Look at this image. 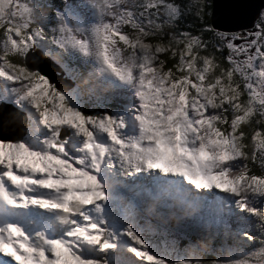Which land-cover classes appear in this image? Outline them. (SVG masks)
<instances>
[{"label": "snow or ice", "instance_id": "obj_1", "mask_svg": "<svg viewBox=\"0 0 264 264\" xmlns=\"http://www.w3.org/2000/svg\"><path fill=\"white\" fill-rule=\"evenodd\" d=\"M208 6L0 0V264H264V12L232 33ZM170 216L203 243L160 250Z\"/></svg>", "mask_w": 264, "mask_h": 264}, {"label": "rangeland", "instance_id": "obj_2", "mask_svg": "<svg viewBox=\"0 0 264 264\" xmlns=\"http://www.w3.org/2000/svg\"><path fill=\"white\" fill-rule=\"evenodd\" d=\"M188 19H190L192 21L191 18H188ZM188 24H190V23L187 22V23H184L183 25L187 26ZM195 28H196V26H195ZM207 35H208V37H206V38H208L210 40L215 41L218 39V37H215L213 34L208 33ZM15 111L16 110L14 108L9 106L6 110H4L3 112H0V118L5 119L6 121L2 120V119H0V120L3 121L4 123L6 122V124H7V125L6 124L0 125V139L11 140V139H17V137H19V132L17 131V129L19 127V123L15 119V117L13 116V113ZM257 169H259V168H257ZM117 191L122 192V189H118ZM117 194L119 195V197H121L122 200L118 204H114V210H115L116 215H122L123 212L125 211V206L127 204V198H126L127 194L125 193V191H123L122 193H117ZM123 194H125V195H123ZM123 196H125V197H123ZM260 206H264V205H260ZM161 211L165 212L166 214L169 213V210H167V209H161ZM172 218H173L172 223L171 222L168 223V233L167 234H164V226L158 225L157 221L155 219H153L151 221V228L146 233V235H149V237L154 240V242L159 246L160 250L167 251V252L171 253L172 257L175 258L178 255L185 254V250L189 246V244H187V246L185 248H183L184 246L183 247L178 246L179 238L181 236H183V234H185L187 232L189 236L194 235V236H199V237H200V234L189 232V230L184 226V221H178L174 217H171V216H170L169 220L170 219L172 220ZM209 218L214 219L215 218L214 214L212 216H210ZM227 223H228V232H229V236L227 237V240H228L229 245H234V243L230 242V240L234 241V233L237 230V224H236L234 219H230V218L227 219ZM145 227L147 228L148 226L146 225ZM212 230L216 231L217 229L214 226ZM181 231H183V233ZM219 232L223 236V234L225 232L223 225L219 226ZM188 241H190V240L188 239ZM213 242L214 241H212V243ZM191 243H193V242H191ZM249 247H251V246H249ZM213 248L217 249V251H215V252L212 251L211 249H213ZM218 249H219V245L218 246L215 245L214 247H213V245H211L210 250L207 251L206 253L212 255L213 256L212 258H215L216 255H219Z\"/></svg>", "mask_w": 264, "mask_h": 264}, {"label": "water", "instance_id": "obj_3", "mask_svg": "<svg viewBox=\"0 0 264 264\" xmlns=\"http://www.w3.org/2000/svg\"><path fill=\"white\" fill-rule=\"evenodd\" d=\"M263 8L264 0H211L209 22L223 32L250 28ZM5 124L0 120V125Z\"/></svg>", "mask_w": 264, "mask_h": 264}, {"label": "trees", "instance_id": "obj_4", "mask_svg": "<svg viewBox=\"0 0 264 264\" xmlns=\"http://www.w3.org/2000/svg\"><path fill=\"white\" fill-rule=\"evenodd\" d=\"M208 2H209V6H208V8H207V10H206V14H205V17H204V23H206V24H208V25H210V22H209V15H210V9H211V0H208ZM187 22L188 23H190V24H194L195 26H196V28L195 27H192L190 30L191 31H193V32H195V31H197V28L200 26V25H198V24H196V22L195 21H191L190 19H188L187 18ZM184 24V23H183ZM182 23L179 25V27L181 28V29H183V27L185 28L186 26H184ZM206 35V37H208V35H207V33L205 34ZM169 63H171V62H169ZM246 131H247V129H246ZM258 168V167H257ZM256 167L253 169V171L256 173V174H260L261 173V170H259V169H257ZM172 221H173V218H172V220L170 219L169 220V223L171 222L172 223ZM182 233H183V231H181ZM178 233V232H177ZM188 239L191 241V242H193V243H203V241L201 240V238L199 237V236H194V235H192V236H189V235H185V234H183V236H181L180 238H179V241H178V246H181V247H183V248H185L186 246H187V244H189V243H191L190 241H188ZM230 242H233V243H235V241H233V240H230ZM211 245H213V247L215 246V245H217L218 246V243L216 242V241H214L213 243L211 242ZM204 255H205V257H213L212 255H210V254H208V253H204Z\"/></svg>", "mask_w": 264, "mask_h": 264}, {"label": "flooded vegetation", "instance_id": "obj_5", "mask_svg": "<svg viewBox=\"0 0 264 264\" xmlns=\"http://www.w3.org/2000/svg\"><path fill=\"white\" fill-rule=\"evenodd\" d=\"M208 4H209V2H208ZM264 11V8L259 12V15H258V17L256 18V20L254 21V23H253V26L257 23V22H259V20H260V13L261 12H263ZM253 26L252 27H250V28H242V29H238V30H235V31H230V32H232V33H243V32H245V31H247V30H251V29H253ZM220 31V30H219ZM208 34V33H207ZM236 43H240V41H236Z\"/></svg>", "mask_w": 264, "mask_h": 264}, {"label": "bare ground", "instance_id": "obj_6", "mask_svg": "<svg viewBox=\"0 0 264 264\" xmlns=\"http://www.w3.org/2000/svg\"><path fill=\"white\" fill-rule=\"evenodd\" d=\"M118 189H122V188H118ZM123 191H125V193H126V190L122 189V192H123ZM122 192L117 191V193H122ZM126 194H127V193H126ZM117 195H118V194H117ZM123 195H125V194H123ZM118 197H119V195H118ZM123 197H125V196H123ZM123 197H122V198H123ZM126 198H127V197H126ZM121 200H122L121 197H119V199L115 202V204H118L119 202H121Z\"/></svg>", "mask_w": 264, "mask_h": 264}]
</instances>
